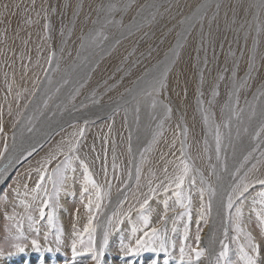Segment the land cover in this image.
Returning a JSON list of instances; mask_svg holds the SVG:
<instances>
[{"label":"rangeland","instance_id":"rangeland-1","mask_svg":"<svg viewBox=\"0 0 264 264\" xmlns=\"http://www.w3.org/2000/svg\"><path fill=\"white\" fill-rule=\"evenodd\" d=\"M146 2L149 0H0V105L3 106L7 143L11 148L12 124L17 114L22 111L25 116L38 117L35 126L41 128L42 132L54 130L47 142L42 140L37 151L9 170L7 178L0 182V264L5 256L17 253L12 246L17 242L25 245L24 253L44 250L49 253L46 247L51 246L54 248L51 252L66 255L64 259L54 258L56 261L50 258L46 264H93L90 256L84 253L76 235L77 231H83L88 219V210L85 207L87 198H81L84 173L79 161L74 164V186L71 183L67 185L66 191L59 197L60 207L56 212L57 227L62 229L59 233V243L55 240L56 229L48 228L47 218L39 219L38 206L42 194L34 201L33 194L25 196L23 188L24 183H28L29 190L35 186L39 179L35 169L40 166L38 162L41 157L61 140L65 143L76 142L81 128L85 131L84 136L80 137L82 143L77 154L88 164L98 184L107 189L108 182H111L110 196L104 202V210L99 213V220L105 217L103 232L106 228L110 232L109 246L101 264H127L130 258H123L119 249L121 244L128 243L132 236V226L142 224V215H149L153 221L150 224L156 226L160 215L163 214V201L166 199L169 200L170 208L176 206L173 190L170 189L167 193L163 190L167 185L165 176L174 175L178 168H182L184 161L198 170L192 173L195 184L192 185L189 178L185 185L186 191L192 196L191 224L186 234L184 225L188 223L187 218L178 220L176 231L172 232L171 217L174 213L169 211L170 219L166 223L167 238L169 244L174 245L170 247L169 264H180V247H185L186 256L190 254L192 247H196V221L202 203L199 174H203L209 183L215 185V177L211 175L212 166L217 164L214 129L219 126L221 131H224L225 104L230 99L229 94L234 87H238L239 83L248 78L246 86L240 87L236 94V107L238 110L243 109V119L239 123L233 119L234 140L236 130L240 129L241 139L249 143V135L243 133V129L248 128L249 132L254 134L259 123L258 116L249 122V106L255 105L258 114L264 106V97H260L261 90H264V9L259 11L257 17L256 8L249 7L257 0H169L172 7L165 11L168 3L160 0L163 4L160 9L163 15H158L153 23H145L128 34L127 26L134 20H140L138 12L140 6ZM33 3L35 7H32ZM108 3H115L118 8L124 4H130V7L126 11H116L108 16L111 23L102 26L103 43L100 47L80 50L81 33L93 29L98 7ZM5 5L8 6L7 15ZM48 5L55 7L56 11H52ZM100 19L103 21V17ZM46 22L48 29L44 27ZM18 29L19 34L16 36ZM96 31H101V25H96ZM210 32L211 37L208 36ZM144 33H149V37L145 38ZM201 36L205 37L203 44ZM209 39L211 43L208 42ZM117 40L118 44L115 43ZM178 42L181 46L177 49ZM174 50L178 55H173ZM253 55L256 68L249 75V62ZM169 60H174V63L169 65L165 88L154 98L142 96L140 93L145 81L152 79L159 67ZM39 90V98L34 101L32 108L25 110L24 105H30ZM17 93H20L19 100ZM254 96L258 98L254 99ZM233 101L235 102V98ZM76 113L79 115L75 116V120L70 123L66 120L57 128L66 117ZM205 116L208 117L207 122ZM55 121L57 122L54 123ZM24 122L27 123L26 119ZM157 131L160 135L153 143L152 136ZM30 135L24 131L25 144L29 142L27 137ZM17 139L19 142V133ZM255 144L256 141H251L248 150L255 147ZM3 146L4 139L0 135V149ZM261 147L264 148V144ZM182 151L186 155L182 156ZM221 155L223 157L224 153ZM242 158L239 156V159ZM252 162H249L248 167ZM225 163L229 168H233L231 149L228 150ZM55 166L56 161H53L48 168L51 170ZM137 166L141 169L139 181L136 180ZM29 168L33 170L31 178L25 173ZM21 173L24 175L18 181L21 187L17 192L13 190L16 188L14 179ZM257 174L264 178V167H261ZM149 181L152 182L151 185ZM157 185H160L157 188V196L142 212L139 205L149 194V187ZM48 187L51 189L52 185L48 184ZM258 188L259 185L250 189L249 194ZM5 193L7 198L2 195ZM125 195L128 199L119 205L118 201L123 200ZM207 199L208 194L205 191L203 202L207 203ZM25 204L28 207H25ZM130 207L133 209L131 217L125 218L118 227L109 228L108 217H111L113 212H127ZM176 211L181 210L177 208ZM28 215L39 221L34 225L40 229L39 235L29 227ZM211 219L212 215L209 217V223ZM99 220L95 221L96 225ZM18 221L22 223L21 230L27 239H15ZM73 224L76 225L75 230ZM208 226L209 224L204 225L202 222L199 225L203 229L200 232L201 247L207 248L204 232ZM242 228L252 234L259 244L261 257L264 258V234L260 231L258 219L248 209L245 210ZM45 231L50 232L47 240L43 235ZM138 235H142V232ZM34 238L39 239L42 245L40 250L31 246V240ZM223 238L222 230L220 239ZM228 242L232 250L230 258L235 259V248L240 243L246 244V240L242 233L237 239L235 228L231 226ZM74 243L80 254L72 256ZM219 251L220 245L214 254ZM163 255L160 253L158 258L156 257L159 264H163ZM152 258L154 253H144L142 257L137 258L136 264H147ZM208 259L206 252L200 264L205 261L208 264ZM38 260L41 263L36 264L45 263L42 258ZM260 264H264V259Z\"/></svg>","mask_w":264,"mask_h":264},{"label":"snow or ice","instance_id":"snow-or-ice-1","mask_svg":"<svg viewBox=\"0 0 264 264\" xmlns=\"http://www.w3.org/2000/svg\"><path fill=\"white\" fill-rule=\"evenodd\" d=\"M168 3V8L165 11H168L172 5L169 0H164ZM5 7V15H7V5ZM19 7V5H16ZM32 7H35L33 3ZM52 11H56V8L52 5H48ZM62 8V6H59ZM130 7V4H124L119 8L115 3H108L106 5H101L97 9V19L93 21V29L89 32H82L80 39V50H83L87 47H100L103 43L101 39L103 35L102 26L106 23H111L108 20V16L112 15L116 11H126ZM163 7V4L160 0H149L145 4L140 6L138 16L140 17L139 21L134 20L133 23L127 26L128 34H131L133 29H138L139 27L146 24H151L156 21L157 16H162L160 9ZM203 7V5H201ZM257 10V17L259 11L264 9V0H257L254 5ZM219 8V4L217 5ZM248 11L247 9L245 10ZM147 14V15H145ZM79 15V14H77ZM235 16V12L233 13ZM103 17V21L100 19ZM45 19L47 20V12L45 11ZM201 19H203L201 17ZM27 23V21H25ZM234 22V21H233ZM96 25H101V31H96ZM45 29H48L49 25L46 22L44 25ZM186 31V30H185ZM260 28L257 27V32L259 33ZM7 28L5 29V33ZM95 33V34H93ZM19 34V29L16 32V36ZM123 35V34H122ZM149 33H144V37H149ZM212 33L208 34L211 37ZM183 37V32L181 33ZM5 39L7 36L5 35ZM15 39V36L13 37ZM106 39V37H104ZM205 40L204 36H201V41ZM211 43V39L208 41ZM115 43H119L117 40ZM181 45L179 42L176 45L178 49ZM63 51V49H61ZM254 51V50H253ZM54 55V53H53ZM173 55H178V52L174 50ZM79 58V51H78ZM52 55L49 56V64H51ZM174 63V60H169L165 64L159 67L157 74L152 77V79L145 81V86L141 90V95L145 98H154L162 89L165 88V80L167 78L168 72L170 71L169 65ZM256 68L255 56L250 57L249 62V75ZM223 79V77H220ZM233 80L235 82V73L233 72ZM248 78L244 79L243 83H239L238 87H234V90L229 94V101L225 104V121H224V131H221V128L217 126L214 129V150L216 155L217 164L212 166L211 175L215 177V185L208 182L207 178L203 174L200 176L201 187L199 189L201 197V208L199 210V216L196 221L197 223V235L195 237L196 247L190 249V254L185 255V247H180L179 249V261L180 264H200L201 259L207 255L209 257L208 264H260L261 260L264 259L261 257L259 251V244L256 242L254 237L250 232L245 231L242 228L243 218L245 216V210L248 209L252 212L259 221V227L262 234H264V178L261 175H258V170L261 167H264V148L261 147L264 144V106L261 107L259 114L256 111L255 105H250V114L248 120L251 123L253 118L259 117V123L257 128L254 130V134L249 132L248 128L243 129V133H248L249 143L251 141H256L255 147H251V150H248L249 143H246L241 139L242 133L240 129L236 130V139L232 137V124L233 119L235 122L239 123L243 119V109H237L236 104H238V96L236 95L240 87H245L247 84ZM11 90V86H9ZM213 91V95H215ZM20 93H17V100H19ZM260 97H264V90H261ZM235 98V102L233 101ZM258 97L254 96V99ZM47 106V101L44 102ZM29 104L24 105V109L27 110ZM9 115H11V106H9ZM170 111V109H169ZM23 118V119H22ZM26 119L27 123L24 122ZM38 117L35 116H25V112L22 111L17 114L15 121L12 124V145L11 148L7 143V133L4 131L3 123V106L0 105V135L4 139V146L0 149V182H3L9 175V169L13 168L15 165H18L21 161L30 157L34 152L37 151V148L40 147L41 141L44 140L47 142L51 138L52 131L42 132L40 129L36 128L35 121ZM208 117L205 116V121L207 122ZM87 123V122H85ZM24 131H27L31 135L28 137L29 142L25 144V139L23 136ZM84 129L79 130V136L77 137L76 142L61 140L53 148H51L45 156L41 157V160L38 162L39 167L35 169V172L38 173L39 179L36 181L35 186L29 190L28 183L23 184L25 189L24 195L33 194L32 198L35 201L37 196L42 194V199L40 205L38 206L39 219L44 220L47 218V225L49 230L56 229L55 240L57 243L60 242L59 233L62 231L61 228L57 227V208L60 207L59 197L63 191H66V186L70 183L75 184V167L74 164L79 161L80 166L83 168V186L81 191V198H87V203L85 207L88 210V219L87 223L83 227V231H77L76 235L80 239V245L84 250V253L90 256L93 264H101V259L105 255V251L109 246V236L110 232L106 228L103 232L102 242L97 246L96 241V232L97 225L95 221L99 220V213L104 210V202L110 196L111 182H108V187L105 189L100 184L97 183L94 179L92 173L88 168V164L85 160L80 159V156L77 154L79 151V146L82 143L80 137L84 136ZM186 132V129H185ZM17 133L20 134V139L18 142ZM75 135V134H74ZM160 133L157 131L153 133L152 142L155 143ZM231 149L232 158L234 161L233 168H229L225 161L227 160L228 150ZM148 149H145L147 151ZM246 152V154H244ZM222 153L224 156L222 157ZM144 153H141L143 158ZM181 155H186L183 151ZM239 156H242V159H239ZM62 157V159H58ZM6 161V162H5ZM53 161H56V166L49 170L48 165L52 164ZM254 161V162H252ZM143 162V159L141 160ZM249 162L251 166L248 167ZM32 169H26L25 173L31 178ZM136 180L140 179V167L137 166L136 169ZM198 172L194 169L191 164L187 161L183 162L182 168H178L174 175H166L165 179L167 180V185L164 186L163 190L167 193L170 189L173 190V197L175 198V207L169 205V200L163 201V214L160 215L159 221L156 226H151V218L149 215H142L141 220L142 224L140 226L133 225L131 228L132 236L130 237L128 243H122L119 249V252L127 258V264H136L137 258H140L144 253L151 252L154 253V258L150 259L147 264H159V260L156 258L160 253H163V264H169L170 260V245L167 238V228L166 223L170 219L168 213L172 211L174 216L171 217L173 227L172 232L176 231V222L183 218H187L188 223L184 225V231L187 234L190 229L191 224V211H192V196L189 191H186L185 185L186 180H189L192 185L195 184V177L192 176L193 172ZM24 174H18L14 179L16 188L13 189L18 192L21 187L18 181L22 178ZM105 175H107V170L105 169ZM127 182H125L126 184ZM149 181V185H151ZM48 184H51L52 187L49 189ZM163 184V181H161ZM259 185V188L250 192V189L256 188ZM157 187H149V194L146 195V198L143 199V202L139 205L140 210L143 212L149 206L150 202L157 196ZM11 188V186H10ZM205 191L208 194L207 203H204V193ZM123 195V193H121ZM7 198V194H2ZM128 197L125 195L123 200H119L118 204L122 205ZM171 199V198H170ZM21 203H24L21 201ZM215 203L216 207V216L220 221V226L223 228L224 238L219 240L220 251L218 254H214L213 244H209L206 247L200 246L201 236L200 232L203 231L199 227L202 222L204 225L209 224V217L212 215L213 205ZM25 207H28L25 204ZM179 208L181 211L177 212L176 209ZM47 209V212H46ZM234 209V212H233ZM133 209L130 207L127 212L117 213L113 212L111 217H108V225L111 227H118L121 225L125 218H130L132 215ZM12 218V217H10ZM29 222V227L32 228L34 232L39 235L40 229L34 227L35 224L39 223L32 215L27 216ZM234 226L237 233V239L242 233L245 243H240L235 248V259L230 258V244L228 242V232L229 227ZM73 229H76V225H72ZM22 229V223L17 222V234L15 239L20 241L21 239H27L24 236ZM142 235H138L141 233ZM50 232L45 231L43 233L45 240L48 239ZM87 236V240H85ZM134 241V242H133ZM18 252L25 251V245L23 243L17 242L12 245ZM31 246L40 250L42 245L39 239H32ZM49 251L53 250L51 246L47 248ZM73 255H78L77 247L75 243L72 245Z\"/></svg>","mask_w":264,"mask_h":264},{"label":"bare ground","instance_id":"bare-ground-1","mask_svg":"<svg viewBox=\"0 0 264 264\" xmlns=\"http://www.w3.org/2000/svg\"><path fill=\"white\" fill-rule=\"evenodd\" d=\"M174 57V56H173ZM40 93H41V91L39 90L38 92H37V95H35L34 96V98H33V100H32V102H31V104L29 105V108H32V106L34 105V101L36 100V99H38L39 98V96H40ZM136 107V106H135ZM79 114L78 113H76V114H74L73 116H71V117H69V118H65V121L64 122H62V123H60V124H58L57 125V128L58 127H61L65 122H66V120H68V122L70 123V122H72V120H75L76 118H75V116H78ZM96 116V115H95ZM46 118V117H45ZM134 118V117H133ZM46 120H48L47 118H46ZM70 120V121H69ZM132 120V119H131ZM41 121V120H40ZM57 121H55L54 123H56ZM53 123V124H54ZM132 125V124H131ZM43 127V126H42ZM41 129V128H40ZM52 133H53V131H52ZM28 138V137H27ZM26 142V141H25ZM136 148H137V146H136ZM136 150V149H135ZM6 162V161H5ZM12 169V168H11ZM11 169H9L10 171H11ZM65 199V198H64ZM156 213V212H155ZM65 216V215H64ZM88 217V216H87ZM154 217V216H153ZM63 219H65V218H63ZM62 220V219H61ZM67 220V219H66ZM63 221V220H62ZM152 221V220H151ZM170 222V221H169ZM172 222V221H171ZM67 223V222H66ZM66 223H64V224H66ZM152 223H153V221H152ZM127 224V223H126ZM104 225H105V217H103V218H101L100 220H99V224H97V239H98V246H99V244H100V239L102 238V232H103V229H104ZM152 224H150V226H151ZM154 225V224H153ZM152 225V226H153ZM169 226H170V224H168ZM59 226V225H58ZM223 230V228L220 226V221H219V219L217 218V216H216V207H215V203H214V205H213V213H212V219H211V221H210V223H209V226H208V228L205 230V232H204V242H205V244L208 246L209 244H213V251H214V253H215V250L218 248V246H219V240H220V235H221V231ZM170 231V230H169ZM169 233V232H168ZM223 236V235H222ZM63 240V239H62ZM259 241V240H258ZM57 246V245H56ZM263 247V246H262ZM29 249V248H28ZM32 249V248H31ZM46 249H47V247H46ZM54 249V248H53ZM67 249V248H66ZM36 250V249H35ZM56 250V249H55ZM263 250V249H262ZM32 251H34V250H32ZM45 251V250H44ZM42 252V251H36L35 253H31V251L30 252H27V253H24L25 251H23V252H18L17 251V253H15V254H11V255H7V256H5L2 260H1V264H36L37 262H40V260H38L39 258H42V259H44L45 260V263L44 264H46V261H48V259H50V260H52V259H54V258H63L64 259V257L66 258V255H64V254H58V253H54V252H49V253H45V252ZM54 251V250H53ZM15 252V251H14ZM58 252V251H57ZM62 253V252H61ZM72 253V252H71ZM70 253V254H71ZM69 254V255H70ZM84 254V253H83ZM170 254H171V252H170ZM79 255V254H78ZM85 255V254H84ZM72 256H73V254H72ZM75 256V255H74ZM81 256V255H80ZM79 256V257H80ZM146 256V255H145ZM164 256V255H163ZM79 257H76V258H79ZM82 257H84V256H82ZM148 257V256H147ZM175 257V256H174ZM121 258V257H120ZM123 258H125L124 256H123ZM158 258V257H157ZM83 259V258H82ZM111 259H112V257H111ZM160 259V258H159ZM163 259V258H162ZM171 259V258H170ZM178 259V258H177ZM55 260V259H54ZM75 260V259H74ZM78 260V259H77ZM86 260V259H85ZM143 260H145V258L143 259ZM53 261V260H52ZM56 261V260H55ZM83 261V260H82ZM107 261V260H106ZM124 261V260H123ZM161 261V260H160ZM170 261V260H169ZM58 262V261H57ZM138 262V261H137ZM41 263V262H40ZM48 263V262H47ZM54 263V262H53ZM52 263V264H53ZM63 263H64V261H63ZM66 263V262H65ZM109 263V262H108ZM207 263V261H205L203 264H206ZM50 264H51V262H50ZM62 264V263H61ZM162 264V263H161ZM173 264V263H172Z\"/></svg>","mask_w":264,"mask_h":264},{"label":"water","instance_id":"water-1","mask_svg":"<svg viewBox=\"0 0 264 264\" xmlns=\"http://www.w3.org/2000/svg\"><path fill=\"white\" fill-rule=\"evenodd\" d=\"M58 128H60V127H58ZM43 142H45V141H43Z\"/></svg>","mask_w":264,"mask_h":264}]
</instances>
